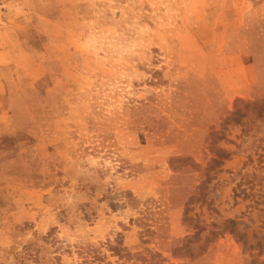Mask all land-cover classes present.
Returning <instances> with one entry per match:
<instances>
[{
  "label": "rangeland",
  "instance_id": "1",
  "mask_svg": "<svg viewBox=\"0 0 264 264\" xmlns=\"http://www.w3.org/2000/svg\"><path fill=\"white\" fill-rule=\"evenodd\" d=\"M0 264H264V0H0Z\"/></svg>",
  "mask_w": 264,
  "mask_h": 264
},
{
  "label": "trees",
  "instance_id": "2",
  "mask_svg": "<svg viewBox=\"0 0 264 264\" xmlns=\"http://www.w3.org/2000/svg\"><path fill=\"white\" fill-rule=\"evenodd\" d=\"M120 248V247H119Z\"/></svg>",
  "mask_w": 264,
  "mask_h": 264
}]
</instances>
